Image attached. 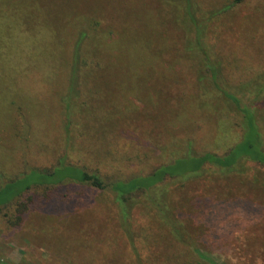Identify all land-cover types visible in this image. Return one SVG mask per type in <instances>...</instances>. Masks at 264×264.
<instances>
[{"label":"rangeland","instance_id":"obj_1","mask_svg":"<svg viewBox=\"0 0 264 264\" xmlns=\"http://www.w3.org/2000/svg\"><path fill=\"white\" fill-rule=\"evenodd\" d=\"M27 1L0 0V36L7 40L0 46V75L16 59L44 68L52 80L45 78L49 88L25 89L26 77L40 75L31 72L21 86L0 78V183L62 163L107 181L129 179L185 157L191 140L197 153L223 154L241 138L220 97L198 83L201 58L185 52L192 31H183L175 16L183 15V1L165 7L163 0H37L43 13L15 16ZM238 1L194 4L207 20ZM229 11L212 19L206 44L236 86L264 73V0H244ZM84 15L102 17L117 30L114 45L102 49L116 66L100 68V80L83 89L72 109L66 68L72 26ZM159 53L162 62L152 64ZM144 60L143 70L151 67L154 78L143 84L120 73L121 66ZM120 83L129 88H116ZM189 177L165 187L169 223L144 201L137 207L132 240L109 191L66 186L51 205L29 212L30 200L46 193L35 189L22 200L24 223L18 207L0 213V264H204L202 256L211 264H264V166L243 161L236 172L207 168ZM174 227L188 245L178 242Z\"/></svg>","mask_w":264,"mask_h":264},{"label":"trees","instance_id":"obj_2","mask_svg":"<svg viewBox=\"0 0 264 264\" xmlns=\"http://www.w3.org/2000/svg\"><path fill=\"white\" fill-rule=\"evenodd\" d=\"M181 1L185 3L183 15L181 16L178 13L175 16L181 17L182 22L180 26L183 31H188V33L190 29L192 31L193 40L186 42L185 52L188 55L192 54L193 57L199 55V58H201V62L196 64L197 71L194 69L198 73V83L201 86L202 84H209L211 89L214 90L213 96L220 97V103L225 106L227 114L236 118V125L242 130L241 138L223 154L213 152L197 153L194 150V142L191 140L188 145V153L185 157L177 158L169 164H163L148 175L135 176L129 179L107 181L99 173H93L87 171V169L63 163L50 171L33 170L28 175L18 176L4 184L0 183V213L5 209H9L10 211L12 207H18L20 209L18 221L24 223L27 214L22 212V200L25 196L31 195L35 189L44 190L46 193L44 195H37L30 200V204H27L29 212L32 210L36 211L37 208L44 209L51 205L54 201L55 191L60 188L70 185L88 186L96 191H109L111 193L119 210L121 228L129 236V239L132 240L133 214L143 201L149 204L150 209H156L159 213L158 215L166 222L168 221L167 223L171 220L172 213H170L165 205H162L167 198L165 187L169 183L189 176V178L198 177L200 172L205 171L207 168L215 169L222 174L236 172L243 161H250L264 166V73L260 76V79L232 86L226 80L227 75L221 61L208 50L206 44L207 29L212 19L227 14L230 12L229 10L237 7L244 0H239L221 13L211 14V17L207 20L202 17L199 18V14L202 12L194 4V0H163V3L166 7L167 4L169 5L168 2L180 3ZM41 6L42 3L38 4L37 0H28L25 6L19 5L14 10V12L19 9L21 10L15 16L22 15L26 17L33 10L40 11L41 14L44 11ZM84 17L81 23L78 22L72 26L75 38L73 41L72 37V45L70 47L71 58L68 62V68H66L67 72L65 70L67 73L66 104L72 107V109L79 106L78 101L84 95V91L91 90L89 84H95L94 81L100 80V68L102 73L106 63L116 66L112 60L107 59L106 52L103 54L102 49L106 45H114L117 30L110 26L111 23L102 17H91L89 15H84ZM10 27L12 29L14 26ZM2 37L0 36V46L7 41ZM86 48L88 50H84ZM91 55L92 58L90 57ZM156 57V60L153 57L152 64L162 62L163 56L161 53ZM11 58L14 59V57ZM9 62L7 68L3 69L0 75L1 79H14V82L20 86L23 80L26 79L27 85L25 89L42 88L48 85V88L50 87L49 83L51 82L45 81V78L52 79L47 73L42 74V71L45 70L44 68L18 64L16 59L14 61L9 59ZM146 63V60H144L138 63H129L125 67L121 66L120 73L125 74L131 81L132 79L139 81L140 78V82L143 84V82L148 81L150 76L153 75L151 67L147 71H144ZM92 64L95 66L93 67ZM112 65H109V67L113 68L114 66ZM64 67L65 63L56 69L57 72L61 69L63 70ZM33 71L40 76L38 78L36 76L35 80L29 77L25 78V76L32 78L33 75L29 74ZM53 74L55 75V72ZM21 76L24 77L18 79ZM105 76L108 77L109 75ZM116 88L127 89L129 87L125 83H120ZM137 89L140 90V87ZM202 90L207 96L210 93L209 91L207 93L205 89ZM61 202L64 204L65 201ZM58 214L59 217L62 216L61 213ZM172 231L177 236L178 242L183 245L189 244L188 238L180 230L174 227ZM199 258L202 259L201 261H207L204 256ZM206 261L203 262L206 264L213 263Z\"/></svg>","mask_w":264,"mask_h":264}]
</instances>
